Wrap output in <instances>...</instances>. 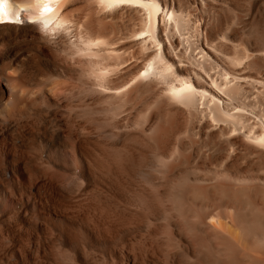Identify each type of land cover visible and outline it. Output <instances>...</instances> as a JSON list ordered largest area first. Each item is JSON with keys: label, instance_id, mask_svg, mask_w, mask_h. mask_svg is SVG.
<instances>
[{"label": "bare ground", "instance_id": "6f19581e", "mask_svg": "<svg viewBox=\"0 0 264 264\" xmlns=\"http://www.w3.org/2000/svg\"><path fill=\"white\" fill-rule=\"evenodd\" d=\"M0 22V264H264V0Z\"/></svg>", "mask_w": 264, "mask_h": 264}, {"label": "snow or ice", "instance_id": "6c2138e0", "mask_svg": "<svg viewBox=\"0 0 264 264\" xmlns=\"http://www.w3.org/2000/svg\"><path fill=\"white\" fill-rule=\"evenodd\" d=\"M43 11H45V12H50L51 9H50V8H45V9H43Z\"/></svg>", "mask_w": 264, "mask_h": 264}]
</instances>
